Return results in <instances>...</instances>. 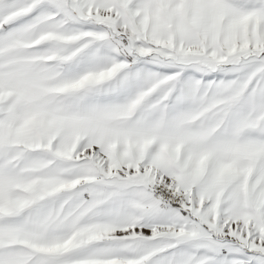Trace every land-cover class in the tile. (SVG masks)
Returning <instances> with one entry per match:
<instances>
[{
	"label": "snow or ice",
	"instance_id": "snow-or-ice-1",
	"mask_svg": "<svg viewBox=\"0 0 264 264\" xmlns=\"http://www.w3.org/2000/svg\"><path fill=\"white\" fill-rule=\"evenodd\" d=\"M0 264H264V0H0Z\"/></svg>",
	"mask_w": 264,
	"mask_h": 264
}]
</instances>
